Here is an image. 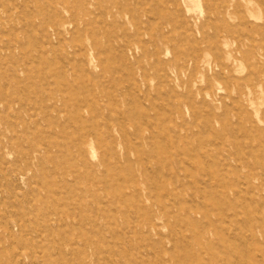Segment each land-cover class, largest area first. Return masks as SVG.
<instances>
[{"label":"rangeland","instance_id":"374dc122","mask_svg":"<svg viewBox=\"0 0 264 264\" xmlns=\"http://www.w3.org/2000/svg\"><path fill=\"white\" fill-rule=\"evenodd\" d=\"M225 1L0 0V264H264V0L226 44Z\"/></svg>","mask_w":264,"mask_h":264},{"label":"bare ground","instance_id":"6f19581e","mask_svg":"<svg viewBox=\"0 0 264 264\" xmlns=\"http://www.w3.org/2000/svg\"><path fill=\"white\" fill-rule=\"evenodd\" d=\"M241 0H236L233 4L230 3V1H225L224 4L222 6H212L211 4H207L206 6V15H208L207 17H213V20L211 21V25H212V29L215 30V31H223L224 32V35L222 36V39H218V36H217V39L219 42H225V44L228 42V41H233L234 43H237L240 38H242V36L240 34H238L237 30H239L237 28V26L235 25L234 23V20H235V17L239 16V18L241 19V14L237 11V8H239L241 6ZM246 1V0H245ZM248 1V0H247ZM207 2V1H205ZM206 4V3H205ZM90 7V6H89ZM91 12V11H89ZM252 15V14H251ZM243 22V21H242ZM243 24V23H242ZM248 34H250L251 37L255 36L256 34H259L260 36H263L264 35V27L262 26H257L255 27V30H249L247 31ZM233 43V44H234ZM236 50H240L239 48L236 49ZM200 51V50H199ZM254 54L253 51H248L246 53H244V58L246 61L250 62V59L252 60V58L254 57ZM205 58V57H204ZM207 63V62H206ZM240 65V64H239ZM221 68V67H220ZM85 69V68H84ZM219 69V68H218ZM222 72V71H221ZM218 74V73H217ZM218 85V84H217ZM236 110V109H235ZM227 112V111H226ZM254 123V122H253ZM254 126V125H253ZM91 142V141H90ZM196 148V147H195ZM243 149V148H242ZM186 153V152H185ZM147 154V153H146ZM211 162V161H210ZM206 167V166H205ZM232 167V166H231ZM224 168V167H223ZM217 170V169H216ZM232 170V169H231ZM236 170V169H235ZM228 172V171H227ZM238 172V171H237ZM218 175V174H217ZM224 178V177H223ZM222 184V183H221ZM206 202V200H205ZM208 204V203H207ZM206 204V206H207ZM203 209V207L201 208V210ZM188 210V209H187ZM202 213V212H201ZM235 214V213H234ZM233 214V215H234ZM203 215V213H202ZM207 215V214H205ZM221 217V216H220ZM3 218V217H2ZM195 218V216H194ZM222 218V217H221ZM202 219V217H201ZM224 219V218H222ZM237 219V218H236ZM235 219V220H236ZM221 220V219H220ZM227 221V219H226ZM196 222V221H195ZM221 222V221H220ZM219 222V223H220ZM225 222V221H224ZM223 222V223H224ZM200 224V223H199ZM205 224V223H204ZM85 225V224H84ZM195 225V224H194ZM201 225V224H200ZM214 226V225H213ZM240 226V225H239ZM220 227V226H219ZM236 227V226H235ZM245 227V226H244ZM218 228V227H217ZM225 228V227H224ZM234 228V226H233ZM202 229V228H201ZM215 229V228H214ZM236 229V228H234ZM238 229V228H237ZM182 231V230H181ZM197 232V231H196ZM251 233V232H250ZM216 234V233H214ZM222 235V233H221ZM216 236V235H215ZM254 236V235H252ZM251 236V237H252ZM189 237V236H188ZM246 237V236H245ZM256 237V236H255ZM247 238V237H246ZM2 239V238H1ZM257 239V238H256ZM156 240V239H155ZM198 240V239H197ZM249 240V239H248ZM247 240V241H248ZM256 241V240H255ZM258 241V240H257ZM263 243V242H262ZM262 243H260V245H262ZM225 244V243H224ZM214 245V244H213ZM229 246V245H228ZM252 249V248H251ZM263 249V248H262ZM252 251V250H251ZM225 253V252H224ZM238 253V252H237ZM250 253V252H249ZM182 255V253H181ZM190 255V254H189ZM191 256V255H190ZM194 256V255H193ZM264 256V255H263ZM177 258V256H176ZM181 258V257H180ZM190 258V257H189ZM194 258V257H193ZM244 258V257H243ZM252 258V257H251ZM182 259V258H181ZM236 259V258H235ZM249 260V257L246 258ZM189 260V259H188ZM224 260V259H223ZM252 260V259H251ZM173 261V260H172ZM182 261V260H181ZM175 262V261H173ZM222 264H223V261H221Z\"/></svg>","mask_w":264,"mask_h":264}]
</instances>
